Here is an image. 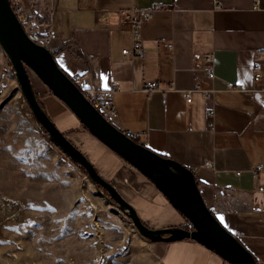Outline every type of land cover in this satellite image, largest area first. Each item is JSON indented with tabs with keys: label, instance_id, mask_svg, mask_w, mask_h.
I'll return each instance as SVG.
<instances>
[{
	"label": "crops",
	"instance_id": "0c3cea01",
	"mask_svg": "<svg viewBox=\"0 0 264 264\" xmlns=\"http://www.w3.org/2000/svg\"><path fill=\"white\" fill-rule=\"evenodd\" d=\"M10 2L39 23L48 37L46 48L57 52V65L76 84L106 90L109 77L115 78L113 125L132 132L154 153L198 170L207 208L257 264H264V171L252 174L256 166L264 168V0ZM155 5L164 9L150 11L140 29L146 55L124 61L121 51L130 48L131 37L122 14ZM199 55L213 58L215 79L201 83L212 93L208 98L192 93L186 104L183 91L192 88V62ZM255 62L262 66L257 82ZM148 82H156L158 90L145 92ZM34 88L50 120L146 227L186 228V220L149 179L92 136L43 84ZM149 244L160 264H226L191 240Z\"/></svg>",
	"mask_w": 264,
	"mask_h": 264
},
{
	"label": "rangeland",
	"instance_id": "374dc122",
	"mask_svg": "<svg viewBox=\"0 0 264 264\" xmlns=\"http://www.w3.org/2000/svg\"><path fill=\"white\" fill-rule=\"evenodd\" d=\"M0 264H160L130 220L42 135L19 86L0 99Z\"/></svg>",
	"mask_w": 264,
	"mask_h": 264
},
{
	"label": "water",
	"instance_id": "95a60500",
	"mask_svg": "<svg viewBox=\"0 0 264 264\" xmlns=\"http://www.w3.org/2000/svg\"><path fill=\"white\" fill-rule=\"evenodd\" d=\"M0 47L12 66L34 122L44 130L48 141L72 163L84 169L98 194L130 220L143 240L150 243L191 240L228 264H257L254 256L207 208L192 170L135 143L98 114L75 82L59 68L52 53L28 39L10 0H0ZM30 73L68 108L92 136L149 179L190 227L162 230L146 227L135 210L98 175L91 163L50 120L36 98ZM100 188L109 198L104 197Z\"/></svg>",
	"mask_w": 264,
	"mask_h": 264
},
{
	"label": "built area",
	"instance_id": "2783aa9c",
	"mask_svg": "<svg viewBox=\"0 0 264 264\" xmlns=\"http://www.w3.org/2000/svg\"><path fill=\"white\" fill-rule=\"evenodd\" d=\"M11 3V2H10ZM11 8L13 12L19 19L20 25L22 26L24 32L26 33L28 39L33 43L43 46L46 48L48 42V37L43 36L40 31V25L34 18L25 17L24 14L26 11L17 3L12 2ZM219 6H216L215 9H219ZM164 9L161 5H155L150 8V10H141L135 11L133 9L122 14V24L128 26L131 37V46L129 49H124L121 51L122 59L124 61H132L136 57H144L146 55L144 49V43L141 37V25L150 18V11H159ZM138 13V15H136ZM165 46L173 51L172 45L165 43ZM0 99L4 98L7 95V92L10 87L18 88V83L14 75L11 64L6 59L5 55L2 52L0 47ZM262 66L255 62L252 64L253 80L257 82L261 78ZM191 72L193 75V85L190 90L183 91L185 96L186 104L191 103L192 93H200L204 98H208L212 90L202 89L201 83L203 80L207 82H213L215 79V73L213 68V58L211 55H199L194 56ZM76 84V83H75ZM78 89L83 94L87 102L100 114L108 123L113 124L117 119L116 110L112 103V95L118 89V84L113 76L109 77V88L106 90L98 89L95 85H90L84 87L81 84H76ZM233 84L227 83L226 88L228 90L233 89ZM145 92L150 93L155 90H158L156 82H148L145 84ZM209 117L213 116V112L208 114ZM208 127L212 129L213 124L209 122ZM124 136L138 142V144L143 145V142H140L138 138L132 132H123ZM206 167H211L210 162H206ZM264 171L263 166H256L252 169V174L254 177H257V174ZM193 176L195 181H197L196 173L198 170H193ZM239 176V173L237 174ZM197 183V182H196ZM190 227L189 223L186 221V228Z\"/></svg>",
	"mask_w": 264,
	"mask_h": 264
},
{
	"label": "trees",
	"instance_id": "16d2710c",
	"mask_svg": "<svg viewBox=\"0 0 264 264\" xmlns=\"http://www.w3.org/2000/svg\"><path fill=\"white\" fill-rule=\"evenodd\" d=\"M51 53H52V55H53V57H54V59H55V55L57 54V52L54 51V52H51ZM29 78H30V75H29ZM30 82H31V84H32L31 79H30ZM32 86H33V85H32ZM33 89H34V91H35L36 98H37L39 104H40L41 107L43 108V105H42V103H41V100H40V97H39L38 92L35 90L34 87H33ZM35 124H36V123H35ZM36 126L39 128V130L41 131L42 135L47 139V136H46V133L44 132V130H43L38 124H36ZM47 140H48V139H47ZM48 142H49V141H48ZM49 143H50V142H49ZM50 144H51V143H50ZM51 145H52L53 147H55L53 144H51ZM55 148H56V147H55ZM64 156H65V155H64ZM72 164L76 167V169H77L80 173H82L83 175L87 176L83 168L77 166V165L74 164V163H72ZM100 191H101V193L104 195L105 198H109L108 194H107L102 188H100ZM148 243H150V242H148ZM224 262H225V261H224ZM225 263H226V262H225Z\"/></svg>",
	"mask_w": 264,
	"mask_h": 264
}]
</instances>
